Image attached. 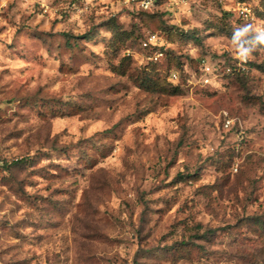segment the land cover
Here are the masks:
<instances>
[{
  "label": "rangeland",
  "instance_id": "1",
  "mask_svg": "<svg viewBox=\"0 0 264 264\" xmlns=\"http://www.w3.org/2000/svg\"><path fill=\"white\" fill-rule=\"evenodd\" d=\"M244 3L264 17L0 0V264H264V34ZM150 33L166 57L146 70Z\"/></svg>",
  "mask_w": 264,
  "mask_h": 264
},
{
  "label": "built area",
  "instance_id": "2",
  "mask_svg": "<svg viewBox=\"0 0 264 264\" xmlns=\"http://www.w3.org/2000/svg\"><path fill=\"white\" fill-rule=\"evenodd\" d=\"M125 1L128 4L135 3L136 5H139L140 8L142 9H138V10H144V11L151 10V8L155 4V0H125ZM252 9L253 8L249 4H246V3L239 4L238 9H237L239 18L244 22L253 23V25L256 27L257 34L262 35L264 34V23L261 20H259V18L257 17V15ZM142 47L143 49H146V50H152L151 51L152 53L147 56L148 61H159L165 55V50H166L165 43H162V39L156 33L150 34L143 41ZM237 66H238L237 68H229V70L231 71V69H233L234 72L235 71L244 72L246 70L244 65L241 62H239ZM210 69H211L210 67L208 66L206 67V70L209 71ZM171 79L172 80L178 79V74L175 72L172 73ZM225 120H226L227 127L232 125L234 122L233 120L229 118H226Z\"/></svg>",
  "mask_w": 264,
  "mask_h": 264
},
{
  "label": "trees",
  "instance_id": "3",
  "mask_svg": "<svg viewBox=\"0 0 264 264\" xmlns=\"http://www.w3.org/2000/svg\"><path fill=\"white\" fill-rule=\"evenodd\" d=\"M256 15H257V17L259 18V20H261L262 22H264V19H263L264 17H263L261 14L259 15V13H258L257 11H256ZM112 30L114 31V33H117V31H116L117 28H112ZM150 34H151V33H150ZM150 34H149V35H150ZM152 34H153V33H152ZM149 35H148V36H149ZM148 36H147V37H148ZM147 37H146V38H147ZM146 38H145V39H146ZM127 39H129V37H128ZM145 39H144V40H145ZM144 40H143V41H144ZM143 41H140V43L142 44ZM144 50H146V49H144ZM149 51H152V50H149ZM166 55H167V54H166ZM165 57H166V56L164 55V57H163L162 59H160L159 61H150L151 63H148L144 68H145V69L148 68V67L150 66V64H153L154 66H155V65H159V63H160L163 59H165ZM146 70H148V69H146ZM235 74H241V75H242V73H237V72H236ZM147 82H148V83H147ZM143 84H145V88H148V89H149V88H150L151 81H150V80L145 81V82H143ZM154 86H155V87H159V85H157L156 83H154ZM153 88H154V87H153ZM154 89H155V88H154ZM177 91H178V88H175V93H176Z\"/></svg>",
  "mask_w": 264,
  "mask_h": 264
}]
</instances>
